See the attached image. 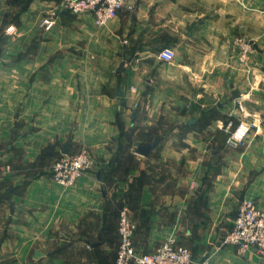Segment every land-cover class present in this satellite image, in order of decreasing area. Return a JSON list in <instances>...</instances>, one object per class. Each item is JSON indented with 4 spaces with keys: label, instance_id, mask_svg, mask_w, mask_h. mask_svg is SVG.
Here are the masks:
<instances>
[{
    "label": "crops",
    "instance_id": "0c3cea01",
    "mask_svg": "<svg viewBox=\"0 0 264 264\" xmlns=\"http://www.w3.org/2000/svg\"><path fill=\"white\" fill-rule=\"evenodd\" d=\"M239 40L258 45L246 67ZM241 101L255 115L239 147L225 124ZM82 150L92 168L56 184L53 163ZM6 165L0 264H115L123 208L138 252L171 241L213 264H264L223 245L244 200L264 211V0H126L105 26L60 0H0Z\"/></svg>",
    "mask_w": 264,
    "mask_h": 264
},
{
    "label": "built area",
    "instance_id": "2783aa9c",
    "mask_svg": "<svg viewBox=\"0 0 264 264\" xmlns=\"http://www.w3.org/2000/svg\"><path fill=\"white\" fill-rule=\"evenodd\" d=\"M62 6L73 14H92L98 26H105L112 21L126 5V0H60ZM53 26L50 22L47 28ZM13 28L10 27L8 31ZM239 63L247 64L253 53L252 44L243 40L237 42ZM175 52L164 48L158 53L163 62H172ZM242 106H240L241 108ZM225 128L233 130L231 142L239 145L248 131L247 123L239 117L238 123L233 120L225 124ZM94 164L93 156L87 150L61 156L52 165V180L62 186L70 187ZM10 172V166L0 168V178ZM135 226L127 208L119 215L118 234L120 244L115 264H213L210 258L195 259L188 248L165 242L151 253L138 252L134 245ZM223 245L235 246L240 251L255 250L264 258V211L253 200H244L238 208L233 226L226 232Z\"/></svg>",
    "mask_w": 264,
    "mask_h": 264
},
{
    "label": "rangeland",
    "instance_id": "374dc122",
    "mask_svg": "<svg viewBox=\"0 0 264 264\" xmlns=\"http://www.w3.org/2000/svg\"><path fill=\"white\" fill-rule=\"evenodd\" d=\"M252 44V47H253V53L251 54V57L255 54V52L257 51V48H258V45L256 46L254 43H251ZM239 52V51H238ZM252 58H250V60H251ZM250 60H249V62H248V64L250 63ZM239 65L240 66H242V67H244V65H245V67L247 66V64H243V63H239ZM250 65V64H249ZM257 82H259L260 83V79H258L257 77H256V79H255ZM259 83H256V84H259ZM240 106H242L241 108H240ZM239 110H240V112H241V114H242V117L244 118V120L246 121V123H247V127H248V131H247V135H246V137H245V139L242 141V143L241 144H239L238 146L239 147H241V146H243L245 143H247L248 142V138H249V135L251 134V132L253 131V129H254V121H250V119L252 118V117H254V115H253V112H251V110L249 111L248 110V108H247V105L243 102V101H241L240 103H239ZM256 117V116H255ZM232 120V119H231ZM228 121H230V120H228ZM227 121V122H228ZM226 122V123H227ZM234 122H236V123H238V121H235L234 120ZM234 130V129H233ZM233 130H229V133H230V136H231V133H232V131Z\"/></svg>",
    "mask_w": 264,
    "mask_h": 264
},
{
    "label": "water",
    "instance_id": "95a60500",
    "mask_svg": "<svg viewBox=\"0 0 264 264\" xmlns=\"http://www.w3.org/2000/svg\"><path fill=\"white\" fill-rule=\"evenodd\" d=\"M152 147L150 145L140 146L137 150L139 154L147 155ZM66 153V152H65Z\"/></svg>",
    "mask_w": 264,
    "mask_h": 264
}]
</instances>
